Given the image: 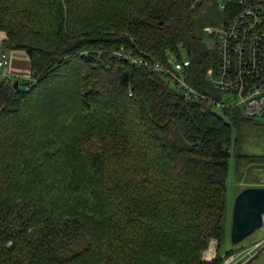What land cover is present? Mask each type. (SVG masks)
Masks as SVG:
<instances>
[{"label":"trees","instance_id":"obj_1","mask_svg":"<svg viewBox=\"0 0 264 264\" xmlns=\"http://www.w3.org/2000/svg\"><path fill=\"white\" fill-rule=\"evenodd\" d=\"M205 5L145 0L112 35L71 34L69 0H0L2 48L24 50L31 73L18 89L0 77V264H223L239 249L202 259L223 243L232 166L260 157L237 151L231 122L259 120L187 99L113 54L187 58V82L219 97L206 78L217 53L199 35ZM90 166L83 199L78 172Z\"/></svg>","mask_w":264,"mask_h":264},{"label":"built area","instance_id":"obj_2","mask_svg":"<svg viewBox=\"0 0 264 264\" xmlns=\"http://www.w3.org/2000/svg\"><path fill=\"white\" fill-rule=\"evenodd\" d=\"M206 2L219 12L216 23L208 27L217 60L213 73L206 76L219 97L207 96L187 82V58L169 55L161 61L147 54H132L123 46L113 54L136 68L161 74L187 99H207L219 113L238 112L249 119L264 120V0H190L192 8ZM7 63V55L2 52L0 77L8 75ZM261 229L258 238L232 252L223 264H251L260 256L264 252V220Z\"/></svg>","mask_w":264,"mask_h":264},{"label":"rangeland","instance_id":"obj_3","mask_svg":"<svg viewBox=\"0 0 264 264\" xmlns=\"http://www.w3.org/2000/svg\"><path fill=\"white\" fill-rule=\"evenodd\" d=\"M144 2L145 0H69L68 30L71 34L83 31H90L95 34L98 31L109 32L112 35H120L115 34V31H123L125 16L131 11L134 13L140 12L142 3ZM203 4H206V7H203L201 14L197 12V14L199 13L198 17L200 18V22H202L199 35L202 36L205 43L209 46H214V37L209 33L208 27L216 23L219 12L214 6L210 7L212 3ZM35 16L36 19L41 21V30H44L46 27V17L38 11ZM0 33L3 34L2 38L5 39L6 32L0 29ZM182 52L183 50L180 53L182 54ZM231 125L233 128L232 140L234 143H237V151L242 154L259 155L260 157L243 158L235 162L232 166L228 180L226 230L222 241L223 243L220 245L216 241L215 244H212L214 239L209 242L207 248L202 253V259L207 262H210L215 257H220L219 254L222 255L223 251L235 247V244H232L230 240V229L232 224L233 202L236 195L246 187H264V157H261L264 156V120L260 119L259 121L249 122L242 120L231 122ZM56 161H58L57 158L53 165L57 166L58 163ZM92 171L90 166L88 170H80L78 172V177L83 181L80 184L82 191L76 193V196L83 199L88 196V193H85V191L89 192L87 184L93 178ZM103 233L101 230H98L96 234L88 235L85 240L86 243L92 244L93 247L98 242L99 235ZM261 234L262 229L260 228L248 236L243 242L236 244V247L238 246L241 249L246 243L258 238ZM210 244L212 245L210 246ZM79 246L80 244H77L75 247L78 249ZM209 247H211L212 256H207V252L210 250ZM253 263L264 264V252L251 264Z\"/></svg>","mask_w":264,"mask_h":264},{"label":"water","instance_id":"obj_4","mask_svg":"<svg viewBox=\"0 0 264 264\" xmlns=\"http://www.w3.org/2000/svg\"><path fill=\"white\" fill-rule=\"evenodd\" d=\"M14 89L27 86L28 81L18 78L12 83ZM264 216V187H246L235 197L232 209L230 240L232 244L243 242L260 229Z\"/></svg>","mask_w":264,"mask_h":264},{"label":"crops","instance_id":"obj_5","mask_svg":"<svg viewBox=\"0 0 264 264\" xmlns=\"http://www.w3.org/2000/svg\"><path fill=\"white\" fill-rule=\"evenodd\" d=\"M2 35L3 34L0 33V56L2 52H5L7 55L8 63L5 69L7 74L11 77V79L18 78L23 81H27L31 75L30 60L27 53L24 50H3L1 45V41L3 39ZM226 251H228V249ZM226 251H223V253Z\"/></svg>","mask_w":264,"mask_h":264},{"label":"bare ground","instance_id":"obj_6","mask_svg":"<svg viewBox=\"0 0 264 264\" xmlns=\"http://www.w3.org/2000/svg\"><path fill=\"white\" fill-rule=\"evenodd\" d=\"M212 256V251H211V249L207 252V256Z\"/></svg>","mask_w":264,"mask_h":264}]
</instances>
